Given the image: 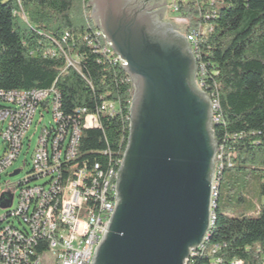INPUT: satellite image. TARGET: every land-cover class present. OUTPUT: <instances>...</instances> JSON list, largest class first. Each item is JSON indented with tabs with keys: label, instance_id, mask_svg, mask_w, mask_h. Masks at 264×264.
I'll return each instance as SVG.
<instances>
[{
	"label": "trees",
	"instance_id": "trees-1",
	"mask_svg": "<svg viewBox=\"0 0 264 264\" xmlns=\"http://www.w3.org/2000/svg\"><path fill=\"white\" fill-rule=\"evenodd\" d=\"M90 13L89 0H0V90L54 84L65 113L93 112L103 99L118 101V112L100 116L102 129H83L79 144L80 155L90 160L101 159L98 151L105 149L118 154L112 166L118 170L128 142L133 86L123 69L98 60L83 39L97 28ZM177 15L188 19L187 30L211 27L198 34L197 83L217 100L221 117L213 124L218 145L214 220L201 248L205 252L195 255L193 264L235 259L264 264L263 201L254 213L239 215L219 206L221 200L243 203L252 180L258 198H264V0H183ZM57 44L81 57L86 79L76 64L67 65L68 53ZM86 119L87 112H78V121ZM67 176L71 190L72 172H63Z\"/></svg>",
	"mask_w": 264,
	"mask_h": 264
},
{
	"label": "water",
	"instance_id": "water-1",
	"mask_svg": "<svg viewBox=\"0 0 264 264\" xmlns=\"http://www.w3.org/2000/svg\"><path fill=\"white\" fill-rule=\"evenodd\" d=\"M141 4L89 0L133 85L116 202L90 264H184L210 226L218 147L212 104L197 85L185 36L159 30L149 12L156 7Z\"/></svg>",
	"mask_w": 264,
	"mask_h": 264
},
{
	"label": "built area",
	"instance_id": "built-area-1",
	"mask_svg": "<svg viewBox=\"0 0 264 264\" xmlns=\"http://www.w3.org/2000/svg\"><path fill=\"white\" fill-rule=\"evenodd\" d=\"M182 4L183 0H167V10L174 15L173 19L176 17L185 22V17L177 15ZM176 27L196 57L198 34L211 27L208 24L207 29ZM83 39L98 55V60L118 65L124 71L118 55L99 29L86 33ZM57 46L62 50L59 44ZM80 59V56L71 57L68 53L67 65L76 64L77 72L86 79L81 72ZM200 70L203 76V68ZM197 85L203 89V82ZM218 106L212 97L215 123L221 120L217 114ZM118 110V101L103 99L93 112L77 108L72 113H65L61 94L54 84L44 89L0 90V137L4 144L0 176L17 161L37 112L41 118L50 111L53 116L52 122L43 127L38 137L32 156L31 183L19 186L20 196L16 201L11 199L10 204L7 196L2 199L0 189L3 203L0 210L4 211L0 213V264L91 263L116 202L117 178L112 177V166L117 163L118 154L105 149L98 151L101 159L90 160L80 155L79 144L83 129H102L100 116H112ZM78 112H87L86 121H78ZM18 170L20 173L21 169ZM63 172H72L71 190H63ZM97 203H105V210H97ZM41 222H48L47 237H39ZM204 252L201 244L198 245L190 251L184 264H193L195 255ZM230 264H241V260L235 259Z\"/></svg>",
	"mask_w": 264,
	"mask_h": 264
},
{
	"label": "rangeland",
	"instance_id": "rangeland-1",
	"mask_svg": "<svg viewBox=\"0 0 264 264\" xmlns=\"http://www.w3.org/2000/svg\"><path fill=\"white\" fill-rule=\"evenodd\" d=\"M174 15L172 13H169V22L173 25H176L180 27L181 29H187L188 27V19L184 22H180L179 18H172ZM53 120L52 112L44 113V117H40V113L37 112L33 124L30 127V129L27 131V134L23 140V147L21 150V153L13 164L11 168L7 170V173H3L0 176V189L2 190L1 196H7L9 199H13L16 201V198L19 193V186L18 182L25 179L32 170V156L34 154L38 137L45 125H49ZM4 152V144L0 137V157L3 155ZM216 164V162H215ZM21 169V172L10 176L13 170L15 169ZM252 188L245 193V201L239 205L235 203L234 200H231L230 202H226L221 200L220 201V210L225 211L228 214L232 215H239L242 213H254L257 209V206L259 202L263 201V198L261 197V200L257 196L256 189L254 188V180L251 181ZM4 211L0 210V213H3Z\"/></svg>",
	"mask_w": 264,
	"mask_h": 264
},
{
	"label": "bare ground",
	"instance_id": "bare-ground-1",
	"mask_svg": "<svg viewBox=\"0 0 264 264\" xmlns=\"http://www.w3.org/2000/svg\"><path fill=\"white\" fill-rule=\"evenodd\" d=\"M197 73H198V69H197ZM126 75L128 76L130 83L132 84L129 75L127 73H126ZM196 82H197V76H196ZM209 98H210V96H209ZM210 101H211V104H212V99L211 98H210ZM212 123L213 124L215 123L214 122V115H212ZM121 164H122V160L120 162V166H119L118 170H113L112 169V177L117 178L118 171H119V169L121 167ZM215 171H216V169H215ZM31 180H32V175H28L25 179H23L22 181L18 182V186L29 185V183H31ZM214 180H215V175L213 176L212 189H211L210 226H209V230L207 231V233H206L203 241L201 242V248L203 247L204 243L207 240L208 233L210 231V228L213 225V220H214L215 199L217 197ZM69 184H70L69 176H67V178H65V179L63 178V190H68L69 189ZM18 196H20V189H19ZM97 210H105V203H97ZM39 235L44 236V237H47L48 236V222H41V229H39Z\"/></svg>",
	"mask_w": 264,
	"mask_h": 264
},
{
	"label": "flooded vegetation",
	"instance_id": "flooded-vegetation-1",
	"mask_svg": "<svg viewBox=\"0 0 264 264\" xmlns=\"http://www.w3.org/2000/svg\"><path fill=\"white\" fill-rule=\"evenodd\" d=\"M140 2L142 3L141 4V6H143L142 8L144 7L147 8L151 6L156 7V10L149 11V12L153 13L152 15L155 21H157L158 23H161L159 30L164 31V32H170L173 34L176 32H179L178 28L169 22V12L167 10L166 0H140ZM149 12H146V14H148ZM169 24L171 25V27L169 26Z\"/></svg>",
	"mask_w": 264,
	"mask_h": 264
}]
</instances>
